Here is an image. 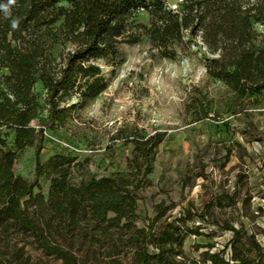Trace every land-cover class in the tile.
Instances as JSON below:
<instances>
[{
	"label": "trees",
	"instance_id": "trees-1",
	"mask_svg": "<svg viewBox=\"0 0 264 264\" xmlns=\"http://www.w3.org/2000/svg\"><path fill=\"white\" fill-rule=\"evenodd\" d=\"M167 1L0 0V264H35L29 245L62 264H264V248L254 234L216 217L215 208L238 204L239 192L223 190L215 201L206 189L200 212L189 206L174 218L168 215L172 207L161 202L155 217L138 226L139 202L152 185L149 175L163 134H132L136 156L125 158L126 175L93 176L76 185L75 158L56 154L40 160L45 133L66 127L109 88L97 62L117 64L122 46L144 38L163 58L174 59L187 35H200L210 55V78L239 100L264 94V31L257 30L264 27V0H179L173 9ZM38 83L48 114L39 129L33 125L42 109ZM35 140V178L29 182L16 166L19 153ZM46 173L52 175L47 196L35 193ZM198 175L207 179L201 162ZM246 180L238 176L242 188ZM250 201L245 196L242 202L247 207ZM209 224L232 238L217 251L212 243L197 245L208 250L200 260L190 257L186 241L204 236L201 230Z\"/></svg>",
	"mask_w": 264,
	"mask_h": 264
},
{
	"label": "rangeland",
	"instance_id": "rangeland-1",
	"mask_svg": "<svg viewBox=\"0 0 264 264\" xmlns=\"http://www.w3.org/2000/svg\"><path fill=\"white\" fill-rule=\"evenodd\" d=\"M178 2L167 1L172 9ZM140 20L147 23L146 14ZM257 30L263 32L264 27L257 25ZM120 54L117 64L97 62L109 88L77 112L66 127L45 133L41 162L56 154L75 158L71 178L76 185L93 176L126 175L125 158L136 156L132 134H163L149 175L152 185L139 202L138 226L155 217V206L161 202L172 207L168 215L174 218L189 206L200 212L206 189L215 201L223 190L239 192L238 204L215 208L216 217L243 228L247 236L254 234L264 248V94L256 100H239L222 82L210 78L206 73L210 55L200 35H187L174 59L163 58L147 38L135 46H122ZM35 92L42 105L33 123L39 129L48 115L46 92L41 83ZM36 147L37 140L17 160V174L29 182L35 178ZM199 162L207 179L198 175ZM240 174L247 176L243 188L238 183ZM51 177L44 174L35 193L47 196ZM245 196L251 197L247 207L242 202ZM201 232L204 236L185 243L186 253L197 260L208 250L197 245L212 243L217 251L233 236L214 224ZM27 251L35 264H62L31 245Z\"/></svg>",
	"mask_w": 264,
	"mask_h": 264
},
{
	"label": "clouds",
	"instance_id": "clouds-1",
	"mask_svg": "<svg viewBox=\"0 0 264 264\" xmlns=\"http://www.w3.org/2000/svg\"><path fill=\"white\" fill-rule=\"evenodd\" d=\"M9 2L11 3V2H13V0H9ZM0 7H4V6H0ZM5 11H7V9L5 8ZM16 26V21H13V27H15Z\"/></svg>",
	"mask_w": 264,
	"mask_h": 264
},
{
	"label": "built area",
	"instance_id": "built-area-1",
	"mask_svg": "<svg viewBox=\"0 0 264 264\" xmlns=\"http://www.w3.org/2000/svg\"><path fill=\"white\" fill-rule=\"evenodd\" d=\"M176 7V6H175Z\"/></svg>",
	"mask_w": 264,
	"mask_h": 264
}]
</instances>
